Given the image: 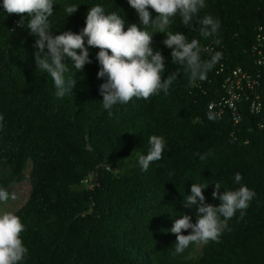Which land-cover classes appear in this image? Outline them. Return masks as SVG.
I'll return each mask as SVG.
<instances>
[{
  "label": "trees",
  "instance_id": "1",
  "mask_svg": "<svg viewBox=\"0 0 264 264\" xmlns=\"http://www.w3.org/2000/svg\"><path fill=\"white\" fill-rule=\"evenodd\" d=\"M205 4L199 17L220 21L215 36L204 39L179 15L166 31L212 49L202 59L222 53L207 79L189 87L188 74L163 44L167 33L149 28L154 51L165 57L162 77L179 70L178 77L169 95L133 98L109 117L99 92L106 78H97L100 49L89 47L92 63L80 71L65 58V79L77 83L57 97L50 75L37 68L39 37L27 28L31 18L24 14L21 25L22 16L7 14L0 0V187L9 192L27 179V171L31 182L26 203L14 212L25 225L21 237L28 254L21 264H264V0ZM72 5L78 10L68 16L64 8ZM95 5L118 13L125 31L140 23L128 0H54L52 34L80 33ZM238 68L256 80L259 112L251 111L250 99L238 103L237 112L219 105L228 96L227 76ZM152 135L162 136L166 146L162 159L143 171L138 158L147 154ZM236 173L243 177L240 184ZM215 182L221 194L246 185L256 196L243 217L238 211L229 221L219 242L192 243L176 253L177 237L170 231L175 220L184 214L197 220L198 205L186 208L184 198L193 183L208 185L205 202L218 206Z\"/></svg>",
  "mask_w": 264,
  "mask_h": 264
},
{
  "label": "clouds",
  "instance_id": "2",
  "mask_svg": "<svg viewBox=\"0 0 264 264\" xmlns=\"http://www.w3.org/2000/svg\"><path fill=\"white\" fill-rule=\"evenodd\" d=\"M128 2L138 13L140 23L130 24L126 31L125 21L118 13L106 14L101 5H95L89 9L86 26L80 33L69 30L59 35L52 34L49 19L53 16L54 0H3V9L9 15L20 14L21 25L24 14L31 18L27 28L30 29V35L39 37L34 44L37 49L34 52L37 68L50 75L57 97L63 98L77 83L76 80L65 79V73L68 72L65 58H70L75 69L80 71L86 64L92 63L89 47L100 49L96 56L100 65L97 78H106V81L99 86V92L103 97V108L107 110L108 116L112 117L116 105L127 104L133 98L149 99L159 95L161 91L165 95L170 94V86L177 79L179 70L168 75L166 79L162 77L166 70L165 57L152 47L153 32L167 33L163 44L172 49L173 63L183 66V72L188 74L189 87H195L197 81L206 80L208 72L222 59L221 52H214L208 59H202V52L212 53V49L202 47L200 41L195 38L189 42L187 36L181 32L173 34L166 31V26L171 23L172 18L179 15L185 27L198 30L204 39L215 36L219 31L220 21L210 14L199 17L201 9L206 7L205 0ZM149 8L157 14L155 19L152 18ZM77 10L75 5L64 8L68 16ZM149 28L156 31L150 33ZM215 43L219 44L220 41L217 39ZM3 120L4 117L0 115V129L3 128ZM148 144L147 154L138 158V164L143 171H147L152 162L162 159L166 146L164 138L157 135H152ZM204 158L205 156L200 155L201 160ZM242 179L240 173L235 174L234 180L237 184H240ZM208 187L193 183L191 194L184 198L186 208L198 205L197 220L193 223L192 217L187 214L175 220L170 231L177 237L174 243L176 253H182L192 243L219 242L221 235L230 230L229 221L238 211L243 217L256 196L255 191L246 185H241L236 190H225L221 194V184L215 182L212 196L220 200V204L214 206L205 202L204 189ZM9 198L14 200L15 194H10L0 187V202H7ZM186 230L191 231L185 235ZM24 231L25 225L18 215L12 212L0 214V264H21L25 259L28 248L21 237Z\"/></svg>",
  "mask_w": 264,
  "mask_h": 264
},
{
  "label": "built area",
  "instance_id": "3",
  "mask_svg": "<svg viewBox=\"0 0 264 264\" xmlns=\"http://www.w3.org/2000/svg\"><path fill=\"white\" fill-rule=\"evenodd\" d=\"M256 80L251 75L244 72L241 68L233 72V76H227L224 87L227 89L228 96L219 103V105H228L234 111H238V103L245 100H251V111L259 112L262 106L259 94L255 89ZM235 112V113H236ZM240 117L235 114L236 122L240 121Z\"/></svg>",
  "mask_w": 264,
  "mask_h": 264
},
{
  "label": "rangeland",
  "instance_id": "4",
  "mask_svg": "<svg viewBox=\"0 0 264 264\" xmlns=\"http://www.w3.org/2000/svg\"><path fill=\"white\" fill-rule=\"evenodd\" d=\"M26 175L27 179L20 182L9 191L10 194L14 193L16 198L14 200L9 198L7 202H0V214H2L3 212L14 213L26 203L31 192V182L28 178L29 171L26 172ZM198 248H201V244Z\"/></svg>",
  "mask_w": 264,
  "mask_h": 264
},
{
  "label": "water",
  "instance_id": "5",
  "mask_svg": "<svg viewBox=\"0 0 264 264\" xmlns=\"http://www.w3.org/2000/svg\"><path fill=\"white\" fill-rule=\"evenodd\" d=\"M96 177V175H94L93 179H92V182L94 181V178Z\"/></svg>",
  "mask_w": 264,
  "mask_h": 264
}]
</instances>
